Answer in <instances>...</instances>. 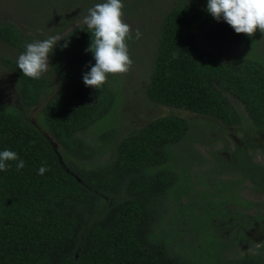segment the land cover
Listing matches in <instances>:
<instances>
[{"label": "trees", "instance_id": "16d2710c", "mask_svg": "<svg viewBox=\"0 0 264 264\" xmlns=\"http://www.w3.org/2000/svg\"><path fill=\"white\" fill-rule=\"evenodd\" d=\"M207 3L180 0L165 14L146 98L231 128L244 124L242 107L250 125L263 130L264 62L253 53L262 33L237 34L208 13ZM62 36L68 40L59 42L49 72L36 80L25 77L16 63L32 38L0 22V41L15 53H0V69L13 76L23 109L0 106V151L12 150L25 163L17 170L11 161L0 171V264H264V242L254 253L238 254L259 215L251 220L237 215L242 221L223 234L212 223L222 212H208L187 241L176 237L173 223L171 230V204L183 214L182 207L210 211L207 207H224L229 194L236 198L232 186L219 181L212 193L193 190L192 155L178 150L196 126L189 120L157 117L116 140L114 129L98 134L105 146L113 143L100 162L103 152L86 136L117 107L116 79L109 74L100 90L87 87L83 75L95 64L86 52L91 33L79 25ZM214 40L236 44L246 54L226 59L204 49ZM52 75L58 89L40 110V129L25 114L51 95ZM41 166L50 170L40 175ZM236 166L264 189V168L247 165L244 158ZM184 195L186 205L180 204Z\"/></svg>", "mask_w": 264, "mask_h": 264}, {"label": "rangeland", "instance_id": "374dc122", "mask_svg": "<svg viewBox=\"0 0 264 264\" xmlns=\"http://www.w3.org/2000/svg\"><path fill=\"white\" fill-rule=\"evenodd\" d=\"M178 1L180 0H123L127 23L131 24L133 29L138 28L142 35L139 40L133 36L129 44L130 55L134 61L131 71L126 74H113L116 79L114 89L117 107L109 116L99 121L93 127L96 130L88 133L86 138L103 152L100 158L102 162L109 155L106 147L112 146L113 143L110 141L105 146L98 134L102 136L114 129L116 133L113 139L116 140L157 117L177 115L189 120L196 126L192 130L191 138L183 146H179L178 150L192 155L189 179L193 190L198 193H212L219 186L218 181L227 183L232 186L231 190L240 202L229 194L224 207H207L210 211L205 208L190 210L188 207H182L185 208L183 214L178 213L179 207L171 204L169 226L172 230L173 223L176 237L187 241L193 236L194 229L200 227L208 212H222V216L212 217V223L215 228L218 226L217 231L223 234H227L233 225L242 221L237 215L246 220L259 215V220L245 232L248 242L246 249L238 250L240 255L254 253L264 242V189L258 188L255 181L245 176L240 166L236 165L244 158L247 165L264 168V129L259 131L253 128L242 107L238 109L243 115L244 124L240 128H231L213 119L156 105L146 98L145 87L152 72L159 26L165 14ZM101 2L103 0H0V22L14 24L34 42L56 34L59 30L55 32L54 28L61 27L59 33L62 35L75 26L85 25L83 18L88 14V9ZM204 49L226 59L246 54L242 47L221 40L204 45ZM0 53L5 57L15 56L14 51L1 41ZM253 53L264 62V33L261 34ZM49 77L52 85L51 95L42 96L38 105L25 114L38 128L42 106L58 89L57 78L53 75ZM0 106L23 111L16 82L4 68L0 69ZM223 166L230 169L225 172ZM220 168L222 171L218 175L208 174L209 170ZM235 182L236 184H232ZM188 201V196L184 195L180 204L186 205ZM232 253L230 248L225 255L230 258Z\"/></svg>", "mask_w": 264, "mask_h": 264}, {"label": "clouds", "instance_id": "9594fccd", "mask_svg": "<svg viewBox=\"0 0 264 264\" xmlns=\"http://www.w3.org/2000/svg\"><path fill=\"white\" fill-rule=\"evenodd\" d=\"M123 0H103L88 9L83 23L91 33L92 40L86 52H91L95 64L83 75V83L90 88L101 89L109 74H126L131 71L134 61L131 58L128 42L141 38L138 28L126 21ZM207 11L217 20H223L237 34L253 36L257 30L264 33V0H208ZM60 33L25 45L17 60V66L23 75L39 80L50 70V55L60 41H67ZM67 43L62 45L66 48ZM15 161L17 170L25 163L12 150L0 151V171H6L9 163ZM50 169L41 166L39 174Z\"/></svg>", "mask_w": 264, "mask_h": 264}]
</instances>
